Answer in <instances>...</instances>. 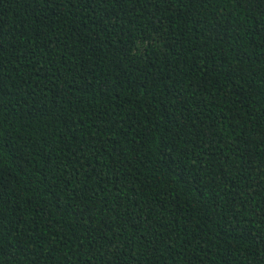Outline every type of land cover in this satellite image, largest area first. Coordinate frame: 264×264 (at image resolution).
I'll return each instance as SVG.
<instances>
[{
  "label": "trees",
  "instance_id": "1",
  "mask_svg": "<svg viewBox=\"0 0 264 264\" xmlns=\"http://www.w3.org/2000/svg\"><path fill=\"white\" fill-rule=\"evenodd\" d=\"M0 264H264V0H0Z\"/></svg>",
  "mask_w": 264,
  "mask_h": 264
},
{
  "label": "snow or ice",
  "instance_id": "2",
  "mask_svg": "<svg viewBox=\"0 0 264 264\" xmlns=\"http://www.w3.org/2000/svg\"><path fill=\"white\" fill-rule=\"evenodd\" d=\"M80 2H82V3H94L95 0H80ZM143 39L150 40L151 37L150 36H144ZM62 93H63V88L59 89L56 94L61 95Z\"/></svg>",
  "mask_w": 264,
  "mask_h": 264
},
{
  "label": "clouds",
  "instance_id": "3",
  "mask_svg": "<svg viewBox=\"0 0 264 264\" xmlns=\"http://www.w3.org/2000/svg\"><path fill=\"white\" fill-rule=\"evenodd\" d=\"M138 47H142V45H138Z\"/></svg>",
  "mask_w": 264,
  "mask_h": 264
}]
</instances>
